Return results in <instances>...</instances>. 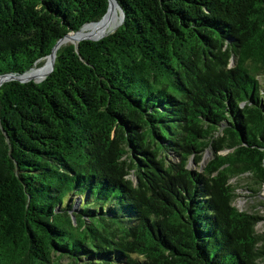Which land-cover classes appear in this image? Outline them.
I'll list each match as a JSON object with an SVG mask.
<instances>
[{"label": "trees", "instance_id": "obj_1", "mask_svg": "<svg viewBox=\"0 0 264 264\" xmlns=\"http://www.w3.org/2000/svg\"><path fill=\"white\" fill-rule=\"evenodd\" d=\"M117 1L115 32L0 87V264H264L232 183L264 185V0ZM108 7L0 0V76Z\"/></svg>", "mask_w": 264, "mask_h": 264}, {"label": "rangeland", "instance_id": "obj_2", "mask_svg": "<svg viewBox=\"0 0 264 264\" xmlns=\"http://www.w3.org/2000/svg\"><path fill=\"white\" fill-rule=\"evenodd\" d=\"M118 13L119 15H121L120 10L118 11ZM76 43L77 41L75 43L69 42V43H64V44L68 45V44H76ZM46 63H47V59L42 61L41 64L39 66H36L35 68L42 67ZM31 81H34V80L31 79L27 82H31ZM205 157L206 159L203 161L204 166L212 158L211 152H207ZM191 166L195 168L194 164H192ZM232 183L234 185H237V189H236L237 196L234 200V206L237 207L240 211H243L249 214L259 215L264 218V185L256 182V180L249 174H246L240 178L234 179ZM256 229L258 233H264V220L259 222ZM61 263L71 264V261L65 258L61 261Z\"/></svg>", "mask_w": 264, "mask_h": 264}, {"label": "bare ground", "instance_id": "obj_3", "mask_svg": "<svg viewBox=\"0 0 264 264\" xmlns=\"http://www.w3.org/2000/svg\"><path fill=\"white\" fill-rule=\"evenodd\" d=\"M118 11L119 10L116 8V6L113 5L109 14L104 19L98 22L88 24L81 31L70 34L67 38H65L64 43L76 42L83 38H96L103 34L106 33L108 34L109 31L115 29L117 26H119L122 23V16L119 15ZM57 52L58 49L56 51V54ZM50 70H51V60L49 58L47 59V63L44 66L30 70L24 76V78L41 80V78L42 79L45 78V76L50 72ZM1 82H2V78H0V84Z\"/></svg>", "mask_w": 264, "mask_h": 264}, {"label": "water", "instance_id": "obj_4", "mask_svg": "<svg viewBox=\"0 0 264 264\" xmlns=\"http://www.w3.org/2000/svg\"><path fill=\"white\" fill-rule=\"evenodd\" d=\"M108 1H109L108 11H107L106 15H105L102 19H104V18L109 14V12H110L112 6L115 5L116 8H117L118 10H120V14H121V16H122V23H121L119 26H117L113 31H110L108 34H103V35H101V36H99V37H96V38H83V39L77 41L76 45H78L80 42L85 41V40L92 41V42L99 41V40L103 39L104 37H106V36L112 34L113 32H115V31H116V30H117V29L123 24V22H124V14H123L122 8H121V6L119 5L118 1H117V0H108ZM102 19H101V20H102ZM101 20H100V21H101ZM90 24H91V23H90ZM80 31H81V30H80ZM78 32H79V31H78ZM70 34H73V33H69L68 35H66V36L63 37L61 40L58 41V43L56 44L55 48H54L53 51H52V54L48 57V58H50V60H51V70H50V72H49V73L45 76V78L42 79V80H35V79H33L35 83L38 84V83L43 82V81H44V80H45V79H46V78H47V77L53 72V70H54V68H55V61H56V58H57L56 51H57V49L59 50V49L61 48V46L65 45V44H63V43H64V40H65V38H67ZM74 43H75V42H74ZM48 58H47V59H48ZM28 72H29V71L25 72L24 74H7V75H2V76H0V78H2V82H1V84H0V87H1L4 83H7V82H9V81H18V82H20V83H28L27 81H29V80H31V79L24 78V76H25ZM205 159H206V157L204 158V160H205Z\"/></svg>", "mask_w": 264, "mask_h": 264}]
</instances>
